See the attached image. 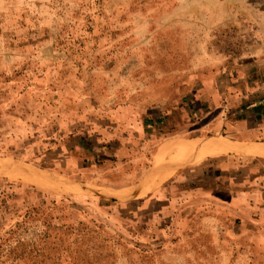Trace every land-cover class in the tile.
Segmentation results:
<instances>
[{"label":"rangeland","instance_id":"1","mask_svg":"<svg viewBox=\"0 0 264 264\" xmlns=\"http://www.w3.org/2000/svg\"><path fill=\"white\" fill-rule=\"evenodd\" d=\"M262 52L264 0H0V160L75 189L0 174V264H264L263 158H152L255 120L215 95Z\"/></svg>","mask_w":264,"mask_h":264},{"label":"crops","instance_id":"2","mask_svg":"<svg viewBox=\"0 0 264 264\" xmlns=\"http://www.w3.org/2000/svg\"><path fill=\"white\" fill-rule=\"evenodd\" d=\"M240 67L236 68L233 70L234 73H232V70L229 72H225V77L223 79H225L223 85L221 83V93H217L216 95L214 94V92L211 91V89H206L204 88L205 92L208 93V91L211 93V95H215V96H223L224 94H237V95H244V96H251V95H256L253 90H257V87H260L259 85H262L261 87L264 88V52L261 53V56H258L257 58H254L251 60V58L249 59V61L247 62V64H240ZM223 73V71H221ZM221 73V78L223 77V74ZM258 75V76H255ZM249 79L250 82H244L243 80ZM257 80H259V82H257ZM252 89V91H250ZM228 90V91H227ZM245 90V91H244ZM250 92H247V91ZM228 92V93H227ZM251 94V95H250ZM214 96V97H215ZM206 98H210V97H205ZM216 99H209L207 101V103H209V107L212 108L210 113H212L213 111H216V113H221V104L216 103L215 101ZM218 101V100H217ZM212 102H214L212 104ZM258 102H254L252 104H250L249 106L245 107V113L250 114V112H255V120L251 121L248 120L247 117L241 119V120H235L234 122H229L226 123V121L224 119H221V114H219V116L217 117H213V122L211 121V123H209L207 125V127H202L199 130H203L205 131V129L207 130V128L211 129V131H209L210 134H203V132H197L196 134H193L192 136L188 137V138H167L164 139L162 141H160L156 148L153 151L152 154V158L155 155L158 147L160 145H162L163 143L170 141V140H176V139H196V138H201V139H208V138H214V137H221V139H224L230 143H236V144H240V145H249L252 142H242V137L243 136H260L261 134H264V127L262 128H258L259 126H257L258 123H263L264 122V108L259 107ZM217 114V115H218ZM253 123H255V126H253ZM227 132L228 136H224L222 133L223 132ZM228 137V138H227ZM255 141H261V140H255ZM261 145V144H259ZM226 152H236V151H226ZM239 156V157H244L243 155H238V154H234V153H226V154H217V155H211L208 157H205L203 160L199 161L197 164L203 162L206 159H213V158H219L221 156ZM249 158V157H246ZM253 158H262V157H257L254 156ZM264 159V158H263ZM152 162V159H151ZM196 164V165H197ZM151 165V164H150ZM191 165V164H190ZM188 166V165H187ZM151 167V166H150ZM186 167V166H185ZM149 170V168L144 172V174L142 175V177L140 178V180L138 181L136 187L140 186V184L142 183L143 177L144 175L147 173V171ZM179 172V171H177ZM175 172V173H177ZM160 186V185H159Z\"/></svg>","mask_w":264,"mask_h":264},{"label":"bare ground","instance_id":"3","mask_svg":"<svg viewBox=\"0 0 264 264\" xmlns=\"http://www.w3.org/2000/svg\"><path fill=\"white\" fill-rule=\"evenodd\" d=\"M216 150H220L222 152L233 150L236 151L237 153L242 154L243 156H247V157L257 156L264 158V144L248 146V147L228 146L227 148H224L221 147V143L214 142L211 139H200V140H188L181 144H178L176 142H171L167 144L160 151L157 158V162L162 165L168 160L178 159L182 161L183 164H185L187 161H189L192 158L198 157L202 154L212 153L213 151ZM0 174L5 175L9 178L21 179L31 185L47 190L61 191V192L75 191L74 187L70 185H66L65 182L64 184H60L39 177V175H37L35 171H33L29 166L17 162L0 160ZM105 192H109V194H113V195L123 194L122 192L119 193H114L112 191H105ZM129 194L130 193H128V195Z\"/></svg>","mask_w":264,"mask_h":264},{"label":"trees","instance_id":"4","mask_svg":"<svg viewBox=\"0 0 264 264\" xmlns=\"http://www.w3.org/2000/svg\"><path fill=\"white\" fill-rule=\"evenodd\" d=\"M157 122V121H156Z\"/></svg>","mask_w":264,"mask_h":264}]
</instances>
